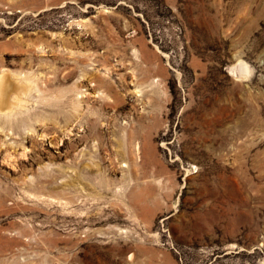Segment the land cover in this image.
<instances>
[{
  "label": "rangeland",
  "instance_id": "374dc122",
  "mask_svg": "<svg viewBox=\"0 0 264 264\" xmlns=\"http://www.w3.org/2000/svg\"><path fill=\"white\" fill-rule=\"evenodd\" d=\"M3 73L0 264H264V0H0Z\"/></svg>",
  "mask_w": 264,
  "mask_h": 264
},
{
  "label": "bare ground",
  "instance_id": "6f19581e",
  "mask_svg": "<svg viewBox=\"0 0 264 264\" xmlns=\"http://www.w3.org/2000/svg\"><path fill=\"white\" fill-rule=\"evenodd\" d=\"M233 73L235 74V76L239 77V78H244L247 75V66L243 63L240 62L237 65L234 66V68L232 69ZM7 75L5 73L0 75V108H2L3 110H5V107L3 108V106H5V103L8 102L6 101V97H9L8 91L11 90V85L9 84V82L7 81ZM9 79V78H8ZM11 79V78H10ZM11 81V80H10ZM20 85V84H19ZM14 86V85H13ZM16 86V85H15ZM19 89V87H18ZM19 93L17 94H25V91L23 89V87L18 90ZM21 92V93H20ZM75 100V99H74ZM77 102V101H76ZM12 103V102H11ZM7 106V105H6ZM12 107V106H10ZM9 107V108H10ZM7 108V107H6ZM1 109V110H2ZM11 109V108H10ZM13 110V109H12ZM8 111V110H6ZM5 111V112H6ZM10 112V111H9ZM4 113V111H3ZM6 115V114H3ZM150 147V146H149ZM151 158V157H150Z\"/></svg>",
  "mask_w": 264,
  "mask_h": 264
}]
</instances>
